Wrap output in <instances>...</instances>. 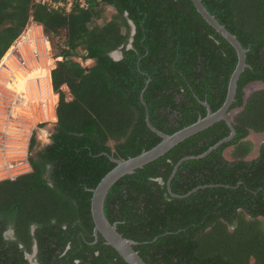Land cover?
<instances>
[{
    "label": "trees",
    "instance_id": "trees-1",
    "mask_svg": "<svg viewBox=\"0 0 264 264\" xmlns=\"http://www.w3.org/2000/svg\"><path fill=\"white\" fill-rule=\"evenodd\" d=\"M88 1L66 12L0 0V59L31 18L62 57L52 70L59 94L52 142L30 157V172L0 181V264H32L26 253L35 244L38 264H128L94 232L91 189L116 165L109 155L127 159L161 142L147 108L152 124L173 134L207 115L204 101L216 111L227 97L237 51L192 0ZM203 3L249 49L230 109L236 136L179 166L171 188L185 195L200 187L191 195L172 197L168 180L181 158L230 134L224 120L119 179L105 213L148 264H264V145L249 157V136L264 133V87L246 92L264 84V0ZM119 49L117 60L111 53ZM75 55L96 64L84 67ZM35 143L33 135L30 148ZM9 227L15 239L4 235Z\"/></svg>",
    "mask_w": 264,
    "mask_h": 264
},
{
    "label": "built area",
    "instance_id": "built-area-1",
    "mask_svg": "<svg viewBox=\"0 0 264 264\" xmlns=\"http://www.w3.org/2000/svg\"><path fill=\"white\" fill-rule=\"evenodd\" d=\"M33 1L66 12H71L77 3L83 8L89 6L88 0ZM30 23L34 26L29 27ZM50 43L43 26L31 18L0 59V181L13 180L32 170L31 138L38 123L47 120L44 112L51 105L49 90L58 94L52 83V70L57 62L54 60L49 76H29L35 69L48 67V57L52 56ZM20 81L23 82L22 89L18 90L16 84ZM58 101L54 108L57 119Z\"/></svg>",
    "mask_w": 264,
    "mask_h": 264
},
{
    "label": "water",
    "instance_id": "water-1",
    "mask_svg": "<svg viewBox=\"0 0 264 264\" xmlns=\"http://www.w3.org/2000/svg\"><path fill=\"white\" fill-rule=\"evenodd\" d=\"M198 10V12L204 17V19L216 29L225 39H227L236 49L238 54V63L233 71L229 86H228V93L227 97L222 104V106L213 111L211 109L210 104L207 101H204L203 104L207 107L208 113L204 117H200L196 122L174 132L173 134H166L163 131L156 128L151 120H150V113L147 108V104L144 99V93L150 83L151 78L148 79L146 86L144 87L141 93V99L143 104L147 108L146 120L148 126L157 133L159 136L162 137L161 142H159L156 146L152 147L149 150H144L139 155L131 156L127 159L115 158L112 155H109L111 160L116 163V165L101 179L98 185L91 189L92 195V204H91V211L93 220L95 223V235L98 239L99 234H101L106 243L114 247L117 252L122 256V258L128 264H148L140 255V253L134 248L135 245L138 244L137 241L124 237L117 228L118 222L111 223L105 213V202L107 195L113 185L122 177L127 174L134 173L138 168L144 167L146 164L158 159L159 157L165 155L168 151H170L174 146L179 144L180 142L184 141L185 139L189 138L190 136L207 129L208 127L212 126L216 122L224 120L230 127V134L223 139L219 140L217 143L212 145L208 150L199 154V155H188L181 158L175 165L174 170L168 180V192L172 197H187L191 195L193 192L197 191L200 187H197L191 191H189L185 195H178L173 192L171 188V182L174 178L175 174L178 171L179 166L186 160L189 159H199L209 155L215 149L220 147L222 144L231 141L236 136V129L233 125L231 119V106L235 101L236 93L238 89V81L245 71L249 64L247 63V53L249 51L248 48H245L238 37L229 31L225 25H223L219 20L213 15L208 8L204 5L203 0H192ZM132 25V33L135 32V25L133 22H130ZM132 39L130 41L129 47L131 46ZM84 55L87 52H83ZM111 55L115 59H121L123 54L121 49L116 50L111 53ZM140 60L138 62V65ZM156 237L154 240H156Z\"/></svg>",
    "mask_w": 264,
    "mask_h": 264
},
{
    "label": "rangeland",
    "instance_id": "rangeland-1",
    "mask_svg": "<svg viewBox=\"0 0 264 264\" xmlns=\"http://www.w3.org/2000/svg\"><path fill=\"white\" fill-rule=\"evenodd\" d=\"M105 9H106V13H109V14H112L115 11V9L111 8V7L105 6ZM100 22L102 23V21H98V23H100ZM32 26H34V25L33 24L31 25V23H30L29 27H32ZM34 28L35 27H33V29ZM50 45H51V51H52L51 57L55 60V62H57L58 60H61L60 56L59 57L55 56L57 50L55 51V49H53V45L51 43H50ZM72 58L75 61L80 62L82 64V66H84V67H88L90 65L89 63H90L91 59H84L80 55H75ZM92 60H95V59H92ZM21 84H22V81H20L16 85L21 87ZM263 87H264L263 83L257 82L255 84L249 86L248 88H246V92L249 93L252 90L263 88ZM62 89L66 92L67 99H72L73 96L70 93L69 88L67 86L63 85ZM57 125H58V119L57 118L54 121L45 120L42 123L41 122L38 123V127L35 128L34 132H33L35 135V138H36V143L34 144L33 148H30V151H29L30 157L31 156L35 157L38 151L44 149L48 144H50L52 142L51 136L53 135V133H55ZM42 129L44 131L40 134ZM249 139L254 144V149L250 153L249 157H255L258 155L260 147L264 144V133H261V134L252 133L249 136Z\"/></svg>",
    "mask_w": 264,
    "mask_h": 264
},
{
    "label": "bare ground",
    "instance_id": "bare-ground-1",
    "mask_svg": "<svg viewBox=\"0 0 264 264\" xmlns=\"http://www.w3.org/2000/svg\"><path fill=\"white\" fill-rule=\"evenodd\" d=\"M54 65H55L54 59L52 57H48V67L45 70H42V69H38L37 70V69H35L30 74L29 77L32 78V77H34L36 75L49 76L50 70L54 67ZM17 84H18V82H17ZM22 84H23V82H22ZM22 84H21V86H22ZM17 89L19 90V89H22V88L20 86H18ZM49 89H51V88L49 87ZM49 92L51 93V95H49V96H51V100H50L51 101V105H50V107H47V109H45L46 112H44V115H45V118L47 120L54 121L56 119V114H55L54 108H55V105H56V103L58 101V94L51 92V90H49ZM43 131L44 130L42 129L40 134Z\"/></svg>",
    "mask_w": 264,
    "mask_h": 264
},
{
    "label": "flooded vegetation",
    "instance_id": "flooded-vegetation-1",
    "mask_svg": "<svg viewBox=\"0 0 264 264\" xmlns=\"http://www.w3.org/2000/svg\"><path fill=\"white\" fill-rule=\"evenodd\" d=\"M264 145V144H263ZM261 148V147H260ZM259 154V152H258ZM256 157V156H255ZM264 220L263 217H260ZM34 229V228H33ZM4 235L6 236V238L8 239H15V233L12 227H9L5 232ZM26 257L27 259L32 263V264H38V260H37V245H34V250L32 254H28L26 253Z\"/></svg>",
    "mask_w": 264,
    "mask_h": 264
},
{
    "label": "crops",
    "instance_id": "crops-1",
    "mask_svg": "<svg viewBox=\"0 0 264 264\" xmlns=\"http://www.w3.org/2000/svg\"><path fill=\"white\" fill-rule=\"evenodd\" d=\"M90 65L87 67V68H90V67H92V66H94L95 64H96V60H90V63H89ZM66 86V85H65Z\"/></svg>",
    "mask_w": 264,
    "mask_h": 264
}]
</instances>
